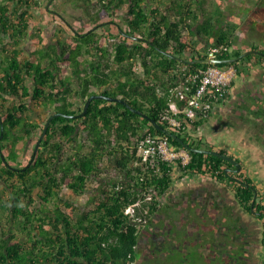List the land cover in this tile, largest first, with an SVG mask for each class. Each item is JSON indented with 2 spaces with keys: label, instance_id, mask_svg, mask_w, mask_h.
Returning <instances> with one entry per match:
<instances>
[{
  "label": "trees",
  "instance_id": "16d2710c",
  "mask_svg": "<svg viewBox=\"0 0 264 264\" xmlns=\"http://www.w3.org/2000/svg\"><path fill=\"white\" fill-rule=\"evenodd\" d=\"M67 1L92 14L89 29L76 33L72 42L58 37L55 43L25 52L21 40L27 35L30 5L40 6V0H0L1 148L8 163L16 167L11 169L0 154V264L131 261L138 228L125 207L146 185L163 194L171 175L181 171L177 164H162L161 174L146 172L145 182L141 181L135 143L145 133H165L125 104L96 98L83 116L54 117L35 159L24 168L32 157L27 154L28 142L36 129L42 131L50 114L77 115L96 93L122 98L160 121L161 111L172 99L167 82L172 70L183 64L162 49L186 59L190 53L193 60L199 41L229 42L235 36L236 25L230 26L217 8L210 10L206 0ZM94 1L99 3L95 16ZM123 6L124 27H119V35L112 31L113 20L98 23L102 12L112 15ZM100 25L106 26L107 35ZM186 32L196 36L194 44L184 40ZM202 65L206 64L187 67ZM177 134L202 148L187 134ZM169 140L174 147H182L170 136ZM189 152L185 170L209 167L223 174L222 158ZM110 168L120 177L109 180L101 175ZM96 179L100 186L90 199L91 207L79 205L65 193L66 189L74 196L89 192V182ZM6 191L9 196L4 198Z\"/></svg>",
  "mask_w": 264,
  "mask_h": 264
},
{
  "label": "flooded vegetation",
  "instance_id": "af4514ba",
  "mask_svg": "<svg viewBox=\"0 0 264 264\" xmlns=\"http://www.w3.org/2000/svg\"><path fill=\"white\" fill-rule=\"evenodd\" d=\"M228 3L217 10L245 47L219 57L235 69L227 96L183 134L234 161L216 155L222 175L209 167L172 174L160 201L131 220L138 240L125 264H264V0Z\"/></svg>",
  "mask_w": 264,
  "mask_h": 264
},
{
  "label": "built area",
  "instance_id": "2783aa9c",
  "mask_svg": "<svg viewBox=\"0 0 264 264\" xmlns=\"http://www.w3.org/2000/svg\"><path fill=\"white\" fill-rule=\"evenodd\" d=\"M234 48L233 39L229 42L213 43L206 46L201 55L209 59L219 58L223 54H229ZM205 64L194 68L182 64L172 70L171 79L167 83L172 99L160 113L163 125L186 133L190 124L205 118L213 105L227 96L234 67L211 62ZM135 145L139 157L135 165L141 166L140 180L143 182L146 172L161 174L162 164H177L181 170H185L191 160L189 150L183 146L174 147L166 134L145 133L136 140ZM162 196L153 185H146L142 187L136 199L127 204L124 212L131 220H141L149 207L160 201Z\"/></svg>",
  "mask_w": 264,
  "mask_h": 264
},
{
  "label": "rangeland",
  "instance_id": "374dc122",
  "mask_svg": "<svg viewBox=\"0 0 264 264\" xmlns=\"http://www.w3.org/2000/svg\"><path fill=\"white\" fill-rule=\"evenodd\" d=\"M228 1L230 0H206L205 3L210 10L216 9L217 4L221 6L220 10H224L230 5ZM48 3H49V0H42L40 1V6L34 5V4L30 5L29 15L27 17L29 19V27L27 29V35L25 39L21 40V44L23 48L25 49V52H27V50L30 48H35L38 46L42 47L43 45L47 44V42H50V41L53 42L56 40L55 38H58L59 36H62L63 39L69 42H72L73 40L72 31L84 32L85 30L89 29L91 19L94 18V17H90L92 14H89L90 16H88V13H86L81 6L73 5L67 0H52L47 8L46 6L48 5ZM94 3H93L94 5L91 6V11L93 12L95 11L96 8L99 7L98 2L94 1ZM125 9H126L125 6L120 7V9H117V10L115 9L112 15H107L106 12H102L100 17L98 18V23L99 22L102 23L107 20H113L117 25L115 24V26L112 28V31L113 33L119 35V27L121 25L124 27V21H123L124 16L123 15H124ZM57 13H59L62 17L57 15ZM93 15L95 16V12L93 13ZM88 17H90V19ZM65 21L66 23H64ZM56 22L58 23L59 28L52 27ZM100 26H102L101 30L104 31L103 33L107 35L108 32L105 29L106 26L104 25H100ZM107 30H110V29L107 28ZM184 36H185L184 40H187L189 43L194 44L196 36L191 37L188 34V32H186ZM233 38H234V42L236 46L238 45L242 49L245 47V45H243L239 41V37L237 34ZM105 40L106 39L103 37L101 42H105ZM201 42L202 41H199L196 44L197 51L193 53L194 55H198L197 52H199L200 54H203L206 46L209 45V44H205L204 42L202 43ZM188 55L189 57H191L190 53ZM137 70L141 71L139 67L137 68ZM13 98L14 97H11V99ZM40 134H41V131L36 129L31 140L28 142V145H27L28 156L32 155L33 149L35 147V144ZM182 135L185 136V134L183 133ZM105 172L106 173H102L101 175L106 176V178H108L109 180L120 177L118 172L113 168L107 169ZM99 186L100 184L98 182V179H96V180L89 182V188H91V189H88L89 192L83 193L82 195H79V196H74L72 195L70 190L66 189L65 193L67 194V196H70V198H72V200H74L79 205H85V206L87 205L91 207L90 199H92L93 194L97 192ZM1 196L2 197L4 196V198H6L9 196V193L6 191L4 192V195H1ZM68 211H71V207L68 208ZM4 221L7 222L5 219Z\"/></svg>",
  "mask_w": 264,
  "mask_h": 264
},
{
  "label": "water",
  "instance_id": "95a60500",
  "mask_svg": "<svg viewBox=\"0 0 264 264\" xmlns=\"http://www.w3.org/2000/svg\"><path fill=\"white\" fill-rule=\"evenodd\" d=\"M140 39H143V38H140ZM162 52H164L167 55L171 56L172 58L182 62L184 65H188V64H192V63H209V62H211V63H223V62H230L232 60V59H224V58L209 59V58H202V57H197V58H195L193 60H189V59H186V58L181 57L179 55L172 54L171 52L163 50V49H162ZM96 98H106V99H108L110 101H117V102L125 104L131 110L135 111L138 114H141L144 118L150 120V122L154 125V127L156 129H158L159 131L164 132L166 135L172 137L173 139L178 141L181 146L185 147L188 150L196 151V152H202V153L214 154V155H218L220 157H223V158L230 159V160L234 161L232 158L228 157L227 155H225L223 153H219L218 151L207 149V148H198V147L190 145L180 135H178L176 131L172 130L171 128H169V127H167L165 125H163L160 121L155 120L154 118L150 117L147 113L141 111L140 109L134 108L130 103H128L126 100H124L122 98L115 97V96H112V95L103 94V93H96V94L90 95L86 99V101H85V103L83 105L82 111L80 113H78L77 115L66 114V113H63V112H54V113H52V114H50L48 116V118H47V120H46V122H45V124L43 126V129L41 131V134H40V136H39V138H38V140H37V142L35 144V147L33 149L32 157H31L30 161L26 164V166L24 168L28 167L33 162V160L35 159L36 154H37L38 149H39V146H40V143H41L42 139L44 138V136L46 135L48 127H49V125H50V123H51V121H52V119L54 117H56L58 115L83 116L87 112V109H88L90 103L92 102V100L96 99ZM0 127H1V133H0V154H1V157H2V159L4 161V163L7 164L11 169H16V167H14V166H12V165H10L8 163L4 153L2 152L1 138L3 137V133H4V124H3V118H2L1 115H0Z\"/></svg>",
  "mask_w": 264,
  "mask_h": 264
},
{
  "label": "crops",
  "instance_id": "0c3cea01",
  "mask_svg": "<svg viewBox=\"0 0 264 264\" xmlns=\"http://www.w3.org/2000/svg\"><path fill=\"white\" fill-rule=\"evenodd\" d=\"M40 1H42V0H40ZM48 6H49V4H48ZM220 12H221V11L219 10L218 14H219ZM233 37H234V36H233ZM202 42H204V41H202ZM202 42H201V43H202ZM201 43H200V44H201ZM204 43L207 44L206 42H204ZM187 55H188V54H187ZM194 56H195V55H194ZM187 57H188L187 59L192 60V59L189 57V55H188ZM184 58H185V57H184Z\"/></svg>",
  "mask_w": 264,
  "mask_h": 264
},
{
  "label": "bare ground",
  "instance_id": "6f19581e",
  "mask_svg": "<svg viewBox=\"0 0 264 264\" xmlns=\"http://www.w3.org/2000/svg\"><path fill=\"white\" fill-rule=\"evenodd\" d=\"M194 56V55H193Z\"/></svg>",
  "mask_w": 264,
  "mask_h": 264
}]
</instances>
